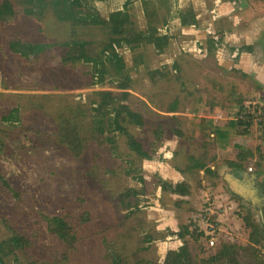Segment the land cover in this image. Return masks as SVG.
I'll return each instance as SVG.
<instances>
[{
	"label": "rangeland",
	"instance_id": "374dc122",
	"mask_svg": "<svg viewBox=\"0 0 264 264\" xmlns=\"http://www.w3.org/2000/svg\"><path fill=\"white\" fill-rule=\"evenodd\" d=\"M11 2L12 8L5 17L11 27L17 26L19 30H9L0 22V127L13 135L16 146L13 156L0 162V173L6 179V186L0 179V211L17 209V219L18 215H24L23 222L45 236L44 242L49 247L52 243L58 246V240L50 233V226H54L50 218L62 210L74 213L81 205H88L94 226L87 230L78 251L62 264H112L117 259L125 264L162 262L166 251L173 246L168 243L173 241L171 234L179 228L171 224H186L197 218L198 226L205 232L201 215L208 218V209L221 223L215 245L209 247L203 237L186 238L199 264H206L200 260L215 254L225 242L249 247L252 225L262 235L255 247L264 258V219L257 208L246 205L231 192L224 180L229 168L227 161L235 158L238 149L220 148L211 136L195 133L191 124L195 117L209 119L218 113H234L254 96L264 94V88L256 90L251 82L239 86L237 79H246L244 76L225 72L217 63L186 50L188 38H192L187 32H192V28L185 32L180 27L178 12L192 4L191 1L183 0L175 5L172 0H75V16L79 17L75 25L70 18L58 19L52 7H44V13L37 7L35 14L29 15L24 9L25 0ZM121 9L130 16L136 30L153 27L158 36H165L163 50L150 41L116 46L124 68L116 74L107 54L103 55L97 48L93 54L100 56L106 65L103 74L94 80L92 62L58 63L72 40L96 42L110 35L109 26L85 24L84 16L94 14L97 18L98 12L100 17L108 18L111 12ZM203 27L199 20L195 29ZM9 39L37 41L46 47L39 50L32 64L7 47ZM262 63L256 64L258 73ZM121 87L130 92L129 105L146 122L143 127H130L147 155L132 151L127 137L120 134L115 144L104 141L103 150L94 158L72 155L59 143L56 112L66 104H83L84 118L90 119L94 115L91 110L94 93L118 92ZM234 88L242 90L245 97L231 98ZM234 141L252 151L257 146L256 140L246 137ZM263 157L254 156L252 163H245L243 171L264 174ZM197 159L206 161V167L213 164L221 172V178H208L205 169H188ZM157 164L178 167L177 171L190 181L189 194L197 195L191 203L193 207L184 205L187 200H182L178 207V199L172 195L175 192L170 190L174 182L165 178L166 173L160 174ZM162 182L169 183L164 184L168 193L165 198L159 194ZM203 187L206 192L201 190ZM128 188L140 193L138 206L126 209L120 204L119 195ZM16 190L21 193L23 212L14 207ZM156 201L159 212L149 215L147 211H153L151 206H156ZM63 204L67 205L63 207ZM10 234L0 217V241ZM167 237L172 238L166 240ZM50 252L47 248L48 255ZM236 257L240 262L235 264H247L241 252Z\"/></svg>",
	"mask_w": 264,
	"mask_h": 264
},
{
	"label": "trees",
	"instance_id": "16d2710c",
	"mask_svg": "<svg viewBox=\"0 0 264 264\" xmlns=\"http://www.w3.org/2000/svg\"><path fill=\"white\" fill-rule=\"evenodd\" d=\"M12 0H0V22L7 29L18 31L19 28L11 27L9 21L5 17L6 11L12 8ZM101 1V0H100ZM25 11L29 15L35 14L37 7L42 9L44 13V7H52L56 12L58 19L70 18L71 24L75 25L76 20L79 17L75 16V0H25ZM74 13L73 15L70 14ZM97 18L95 15L84 16L83 23L85 24H97L101 26H109L110 35H108L102 41H90L81 40L77 42L72 40L68 43L69 49L61 56L63 61H79L86 60L94 64V73L92 79H98L104 72L105 61L96 56L93 52L98 48L100 52L108 57L109 61L115 69L116 74L123 72V60L116 51V46H132L140 41H150L163 50V42H165V36H158L156 34V28L151 27L149 30H136L134 22L129 18V15L122 10L112 12L108 18L100 17L97 12ZM8 16V15H7ZM2 20V21H1ZM195 13L193 9L185 10L181 15L180 23L182 26H188L195 24ZM45 44L40 42H25L13 41L9 39L7 41V47L11 51L20 53L30 63L36 62V55L39 54V50L44 49ZM17 47H19L17 49ZM35 51L32 57V52ZM60 60V59H59ZM45 67V66H44ZM57 67V65L55 66ZM43 70L42 66H39ZM127 79H129L127 77ZM121 90L116 92L114 90H98L94 93V98L91 100V110L94 115L90 118H84V105H75L73 103L66 104L60 108L56 114V122L58 127V140L59 143L65 146L68 151L77 158H83L90 156L96 157V154L103 150L104 141L109 143H116L118 134L125 135L127 137L128 147L136 152L146 154L143 150V144L140 140L131 133L130 126L143 127L146 122L143 116L135 111L128 103L127 99L130 94L125 87H121ZM241 96L240 98H244ZM199 99V98H198ZM243 102V101H242ZM240 102L239 104H241ZM242 106V105H240ZM11 114V113H10ZM9 115L5 116L7 121ZM192 130L195 133L202 136L212 137L223 149H238V153L235 158L228 160L227 164L234 168H244L246 162L252 163L250 160L254 156L262 158L264 154L260 148V145L255 147L252 151L249 148H244L243 145L237 141L238 138H249L256 140V134L251 133L248 130H242L237 125H216L211 119L207 118H193L191 121ZM15 144L13 143V135L6 132V129L0 127V162L4 158L12 157L15 151ZM147 155V154H146ZM264 158V157H263ZM195 160V159H194ZM192 161V164L188 165V169H205L206 172L212 176H215V172L209 167H206V161L203 159H197ZM259 165L258 161L255 162ZM0 179L2 184L6 186V179L0 173ZM184 185H179L178 189L184 190ZM19 191H13V195L17 203L14 207H18L23 212L20 202L21 193ZM139 191L128 188L126 191L119 195L120 204L124 208L129 209L137 207ZM132 197V198H131ZM131 198V200H130ZM133 199V200H132ZM67 204H63L65 207ZM17 209L12 208L7 212L0 211V217L5 227H7L11 234L8 238L0 241V260L3 264H62L67 261L68 257L78 251V248L86 239V232L90 229V226H94L93 214L89 206L81 205L77 208V211L72 213L66 210H62L60 214H55L50 218V233L58 240V246L51 244L46 246L45 236H40L39 232L32 230L30 226L24 223V215L21 217L18 215ZM19 210V209H18ZM20 214V212H18ZM22 214V213H21ZM217 227L220 226L216 222ZM191 223L182 224L179 226V236L184 239L187 236L198 240L205 236L204 232H195L190 230ZM262 235L259 230L252 225L251 231L248 236L250 242L249 247H243L236 242H225L221 248L215 253L210 255L204 261L206 264H216L224 261V263L235 264L238 261L236 254L241 252V258L247 261V264H264V258L260 253V249L257 248V244L261 241ZM257 246V247H255ZM47 248L51 249L50 254L47 253ZM162 262H155L153 264H199L198 258L192 253L191 247L187 241L179 246L177 249L168 250ZM48 257L52 258L50 260ZM117 262L112 264H125L122 260L117 259Z\"/></svg>",
	"mask_w": 264,
	"mask_h": 264
},
{
	"label": "crops",
	"instance_id": "0c3cea01",
	"mask_svg": "<svg viewBox=\"0 0 264 264\" xmlns=\"http://www.w3.org/2000/svg\"><path fill=\"white\" fill-rule=\"evenodd\" d=\"M172 1H174L175 5H179L178 3L183 0ZM189 1H191L192 4L189 3L187 8L178 12L180 22L182 13L192 8L197 21L195 24H190L188 26H182L180 23V27L185 32L190 31L192 28V32H187L192 35V38H188L190 40L186 43V50L189 53H194L197 57L207 58L209 61L217 63L225 72L236 73L237 77L244 76L246 79H237L239 81V86L251 82L252 85L256 86L254 88L256 90L264 88V0ZM199 20H202L204 27L202 29H195ZM262 61L261 70L260 73H258L256 64ZM218 83L220 82L216 83L217 86H220ZM241 91L242 90H235L234 88L230 97L239 98L245 96ZM210 160H212V158ZM209 162L210 161H208V163ZM212 165L209 164L208 167L215 172V176L208 174L206 170H204L208 178H221V172L216 171ZM157 169L160 170V174L161 172L162 174L166 173L165 178L174 182L170 190L175 192L172 195H175L176 199H178V207L182 205V200L188 201H184L186 207L192 206L191 203L193 201L195 202L197 195L193 197V194H189L191 183L180 174V171H177L179 168L176 167L175 169L173 167H164L161 164H157ZM244 172L242 168L229 166L227 173L224 174V180L229 185L231 192L238 198H240V196L245 197L246 201L244 203L253 208H257L260 216L264 217V174L256 171L255 173H259L260 176L255 179L251 177L246 178ZM162 183L160 185H162L163 188H160L159 194L160 197L165 198L168 197V193L166 191L167 185L164 184L169 183ZM179 185H184L186 188L182 191L178 189ZM201 190L206 192L204 187ZM187 203L189 204L188 206ZM155 205L156 206H151L153 211H147L149 215L150 213L157 214L159 212V208H156L158 205L157 201ZM191 222H193V224ZM187 223L192 224L191 230L194 226L198 225L197 218L194 219V221L186 222V224ZM218 223L221 226L219 221ZM181 225L180 223H178V225L172 223L171 227H179ZM178 231L179 228H176L171 234L173 238H166V240L170 238L173 239L172 242L168 241V243L173 245L170 249H177L182 245V241H186V238H188H180ZM168 243L166 242L165 244Z\"/></svg>",
	"mask_w": 264,
	"mask_h": 264
},
{
	"label": "built area",
	"instance_id": "2783aa9c",
	"mask_svg": "<svg viewBox=\"0 0 264 264\" xmlns=\"http://www.w3.org/2000/svg\"><path fill=\"white\" fill-rule=\"evenodd\" d=\"M209 119L216 125H237L242 130L255 133L257 145H260L264 153V94L254 96L251 101L245 102L244 105L239 106L234 113H218L216 116ZM211 211V209H208L206 212L208 218L201 215L202 221L206 225L205 232L198 225L192 228L195 232H204L205 236H207L204 238L208 240L209 247L215 245L217 232L219 230V227L216 225L218 220Z\"/></svg>",
	"mask_w": 264,
	"mask_h": 264
},
{
	"label": "water",
	"instance_id": "95a60500",
	"mask_svg": "<svg viewBox=\"0 0 264 264\" xmlns=\"http://www.w3.org/2000/svg\"><path fill=\"white\" fill-rule=\"evenodd\" d=\"M244 175L246 176V178L247 177H249V178L251 177V178H255V179H256V177L260 176L259 173H246V172H244ZM0 264H3L1 260H0Z\"/></svg>",
	"mask_w": 264,
	"mask_h": 264
},
{
	"label": "flooded vegetation",
	"instance_id": "af4514ba",
	"mask_svg": "<svg viewBox=\"0 0 264 264\" xmlns=\"http://www.w3.org/2000/svg\"><path fill=\"white\" fill-rule=\"evenodd\" d=\"M98 1H100V0H98ZM101 1H108V0H101ZM128 2H130V0H128ZM122 10V9H121ZM115 11H117V10H115ZM123 12H125L124 10H122ZM114 12V11H113ZM112 13V12H111ZM126 13V12H125ZM129 18H130V16H129ZM130 20H131V18H130ZM132 21V20H131ZM133 22V21H132ZM145 30V29H144ZM156 34H157V32H156ZM161 36H162V34H161ZM166 40H167V38H166ZM250 170H252V169H250ZM249 173H255V172H249ZM240 198H241V200L243 201V202H245L246 201V198L245 197H243V196H240ZM262 219H264V217H261Z\"/></svg>",
	"mask_w": 264,
	"mask_h": 264
}]
</instances>
